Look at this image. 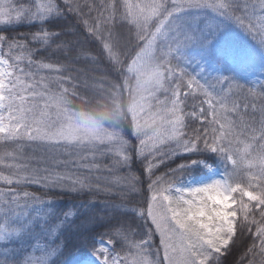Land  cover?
<instances>
[{"label":"snow or ice","instance_id":"1","mask_svg":"<svg viewBox=\"0 0 264 264\" xmlns=\"http://www.w3.org/2000/svg\"><path fill=\"white\" fill-rule=\"evenodd\" d=\"M201 152L225 174L182 187L203 161L176 158ZM240 247L264 264V0H0V264H228Z\"/></svg>","mask_w":264,"mask_h":264},{"label":"trees","instance_id":"2","mask_svg":"<svg viewBox=\"0 0 264 264\" xmlns=\"http://www.w3.org/2000/svg\"><path fill=\"white\" fill-rule=\"evenodd\" d=\"M17 31H27L28 27L25 25L19 26ZM76 103L79 104V101H76ZM114 105L112 104L111 100L105 99L101 100L95 104L92 105L93 108L96 109H103L105 107L111 108ZM87 107L86 105L84 106ZM183 160H200L203 161L202 164H197L195 166L189 167L185 174L182 176V185L185 186L198 178L204 176L210 169H216L220 173H225V161L221 159L218 155L210 152H201L197 154H189L186 156H179L176 158V162H180ZM207 165V166H205ZM175 166V162L173 163V167ZM136 169H139V163L137 162L135 165ZM164 169H161L158 174H162ZM142 199V197L140 198ZM72 199L70 197H67L65 199L59 200L57 202V207L64 208L72 203ZM107 223L104 224H97L93 228H91L87 233V237L90 243L94 242L96 245H98V241L100 240V237L98 236L99 233H102L106 230ZM67 242L69 246L75 245L80 240V234L76 232L75 230L71 231L70 233L65 234ZM244 248L240 247L239 251L233 253L232 256L228 258V264H232L233 261H235V264H240L241 254L243 253Z\"/></svg>","mask_w":264,"mask_h":264},{"label":"rangeland","instance_id":"3","mask_svg":"<svg viewBox=\"0 0 264 264\" xmlns=\"http://www.w3.org/2000/svg\"><path fill=\"white\" fill-rule=\"evenodd\" d=\"M232 39L241 48L250 49L252 47V42L250 41V39L239 32H233ZM234 71L235 74L241 79V82H245V83L249 82L241 75L239 70H234ZM224 174L225 173H220L216 169H210L204 176L182 187L190 188V187L203 186L205 183L211 182L214 179H220ZM99 244H100V240L98 241V245ZM93 261L94 264H99V262L96 261L94 257H93Z\"/></svg>","mask_w":264,"mask_h":264}]
</instances>
